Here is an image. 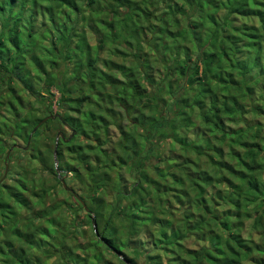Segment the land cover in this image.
I'll return each instance as SVG.
<instances>
[{
    "label": "trees",
    "instance_id": "trees-1",
    "mask_svg": "<svg viewBox=\"0 0 264 264\" xmlns=\"http://www.w3.org/2000/svg\"><path fill=\"white\" fill-rule=\"evenodd\" d=\"M17 153L75 201L19 165L1 264H264V0H0L3 178Z\"/></svg>",
    "mask_w": 264,
    "mask_h": 264
},
{
    "label": "rangeland",
    "instance_id": "rangeland-1",
    "mask_svg": "<svg viewBox=\"0 0 264 264\" xmlns=\"http://www.w3.org/2000/svg\"><path fill=\"white\" fill-rule=\"evenodd\" d=\"M239 22H243V23L248 22V23H251V24H258L257 21L254 20V19L248 20V19H245V18H239ZM103 56H104V58H107L108 57L107 52L105 54H103ZM7 114H10V113L7 111ZM63 132L65 133V135H67V136L69 135V131L68 130H64L63 129ZM56 138H57V136H56ZM169 150H170V147L168 146L167 147L168 153H170ZM13 160H14V162H12V165H13L14 168H17V169H15V172H11V174H9L8 176L6 175V177H4V178L2 176L3 170H4L3 169L4 163H3V161L0 160V184L3 183V182H6L7 184H12L14 182V180H9L10 178H13V179L19 178V177H16V175H15L16 172H20V171H18V168H19L18 166L22 165V164L23 165L24 164L27 165L29 162H31V167H29L30 173L28 174V179L25 182H23V184H25L27 186V188H32L34 186V188H36L38 190L40 188V183H39L40 180H42V179L50 180V182H48L49 186L55 187L56 191L58 192V194L56 195L57 199H62V198H66V197L70 196V198L73 200V202L75 201L74 196H71V193L69 191H67V190L63 191L62 190L63 188L61 186V181H62V179L67 180L66 178L57 177L56 180H55V179H53L54 177L51 176L49 173H44L43 171H39L38 168L41 165H39L38 162H32V161H29V160L26 161V154L25 153H17L14 156ZM55 167H56L57 174H61V171L59 169V165L57 163L55 164ZM57 179H58V181H57ZM71 179L72 178L69 176V181H66L68 189H70V187H72V188L76 187V184L73 183ZM27 196H28V198L31 201L33 200V196H30V194H28V193H27ZM2 198H4V197H3V194H2V191H1L0 192V199H2ZM108 200H111V198L108 197ZM18 208L21 210L22 214H26V211L24 209H22L20 207H18ZM28 216H30V215H28ZM0 223H2L1 217H0ZM249 224H250L249 222H246V224H244L243 231H245V230H246V232L250 231V229L248 227ZM85 229L87 230L88 235L91 236L92 235L91 226L89 227V225H86ZM142 233H143V235L147 236V231L142 230ZM7 234L8 233H6V231L0 230V242L2 244H5V242L7 240L6 239ZM78 240H80V242H81L80 244H83L82 246H85L84 244L88 242V237L85 236V237L79 238ZM253 240L256 241L257 243H259L260 236L255 233L254 236H253ZM132 241L134 243V240H132ZM134 245H135V243H134ZM95 249L100 251V246L95 247L94 244L90 245L88 253L92 254V252H94ZM148 250H151V247H149ZM103 252H104L103 256L105 255L104 256V261L103 262L100 261V263L102 262V264H107L108 262H110V263L112 262L113 264H119V262H116L115 258L110 257L105 251H103ZM152 254L155 255V253H152ZM81 255L85 256L86 253H84V251H83L81 253ZM166 262L167 261L164 260L163 264H167ZM139 263L140 264H145V262L142 259L139 260Z\"/></svg>",
    "mask_w": 264,
    "mask_h": 264
},
{
    "label": "water",
    "instance_id": "water-1",
    "mask_svg": "<svg viewBox=\"0 0 264 264\" xmlns=\"http://www.w3.org/2000/svg\"><path fill=\"white\" fill-rule=\"evenodd\" d=\"M59 137H64V136H63V134H60V135H59ZM66 141L68 142V141H69V139H68V140H66ZM63 183H64V180H63ZM64 185H65V183H64Z\"/></svg>",
    "mask_w": 264,
    "mask_h": 264
}]
</instances>
